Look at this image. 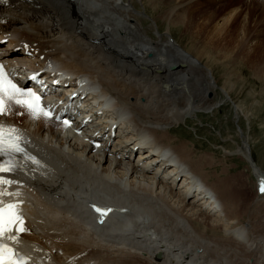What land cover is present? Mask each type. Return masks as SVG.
<instances>
[{"label": "bare ground", "instance_id": "1", "mask_svg": "<svg viewBox=\"0 0 264 264\" xmlns=\"http://www.w3.org/2000/svg\"><path fill=\"white\" fill-rule=\"evenodd\" d=\"M225 1L0 0V40L15 36L0 42V62L37 71L35 59L25 56L31 53L41 64L37 58L44 55L74 77L70 91L86 76L93 92L82 103L90 111L104 109L89 121H84L89 115L72 116L80 130L75 134L66 129V117L54 121L51 107L45 119L5 100L0 125L16 129L24 152L37 161L17 154L13 169L0 174L13 181L0 185L7 193L0 200L15 198L26 216L23 233L8 239L25 264H264V200L253 199L251 213L239 215L234 199L244 186L209 174L212 164L193 158L192 147L172 134L183 118L215 110L208 99L215 88L232 105L234 119L243 115L231 98L234 84L219 86L212 69L171 34L173 28L194 29L196 38L203 32V40L218 48L241 15L224 56L240 58L256 44L263 49L264 0H255L254 8L241 0L245 8L223 14L225 4L219 3ZM137 5L141 15L150 17L146 9L157 15L154 38L143 28ZM209 45L206 57L216 69L217 53ZM249 66L255 73L262 68ZM5 73L30 90L20 85V73L12 70L14 79ZM54 99L65 103L64 95ZM232 154L249 163L257 195L264 197L259 190L264 174L245 139ZM7 159L0 157V163ZM91 205L109 211L100 223Z\"/></svg>", "mask_w": 264, "mask_h": 264}, {"label": "rangeland", "instance_id": "2", "mask_svg": "<svg viewBox=\"0 0 264 264\" xmlns=\"http://www.w3.org/2000/svg\"><path fill=\"white\" fill-rule=\"evenodd\" d=\"M248 1L249 3H252L251 8H254L255 0H252L253 2H251V0ZM240 3L242 5L241 0H226L219 4H225V13L223 11V14H226V12L231 9L236 10L238 8H245L241 6ZM136 10L138 11V15H140L145 22L143 28L148 27L149 29L147 35L150 38H154V35L156 36V30L154 31L155 27L152 19L156 18L157 15L154 16L151 14V9H146L147 14L150 15V17L147 15H141V13L144 14V11L138 5ZM235 18L236 20L228 29L231 30V33L228 31V34L226 35L227 39L230 40V43L226 39V43L224 41L221 43L223 45H217L219 49L223 47V51L218 50V48L215 47L216 44L214 46L207 44L202 38L204 34L203 32L202 36L200 34L198 35L199 39L198 36L196 38V36L192 34V30L194 29L189 30L186 33L183 30L173 28L171 29V34L179 46L183 47L193 56L199 59L201 58L200 61L212 69L219 86L227 87V83L230 81V84H234L235 91L231 95V98L232 101L240 105L243 115H240L237 120L234 119L232 105L229 101L225 100V96L220 90L215 88L214 94L208 95V99L211 100L212 105H216V107H214L215 110L211 109L206 113L205 111L202 114L198 113V115H195L192 118H183L182 121H179V123L174 125V133L172 134L175 137H178L177 140L181 139L180 141H182V143L185 141L187 146H190H188L189 148L192 147V151L195 152L191 154L193 158L196 156L198 159L202 158V162H206L207 164L208 161V163L212 164L210 168H207L209 174H216L218 178L221 177V182L223 184L233 185L237 183L238 185H242V187L244 186V194L240 195L237 199H234V201L238 207L237 209L240 210H237L238 214L245 217V215H248L253 210L251 201L255 198L264 200V197H259L257 195V178L253 174V169H251L249 163L245 160L243 155L232 154V151L234 153V151L242 145V140L245 139L249 147L250 157L255 166L258 167L259 171L264 174V48L260 50L261 45L256 44L252 49L250 48V54L247 53V50H244L243 56L235 58L236 60L233 56H224L223 52L226 53L231 51L230 46L227 47V45H231V47L233 46V41L230 38L233 39L234 30L237 29V24L242 19L241 15ZM251 20L248 22L250 23ZM158 25L161 27V31L164 32L167 25L162 21H158ZM208 45L211 49L216 51L215 53H217V62L215 64L216 69L211 67V62L208 60V57H206L208 55L207 51L210 52ZM262 46L264 47V44ZM249 64L261 65L262 68H259V70L262 72L257 71L259 73H255L253 71L255 69L253 67L251 68ZM227 80L228 82H225ZM238 132L243 133V136L239 138ZM176 143H178V141ZM262 200L260 201L263 202ZM204 232L208 235L212 234V232L209 233V230H205Z\"/></svg>", "mask_w": 264, "mask_h": 264}, {"label": "snow or ice", "instance_id": "3", "mask_svg": "<svg viewBox=\"0 0 264 264\" xmlns=\"http://www.w3.org/2000/svg\"><path fill=\"white\" fill-rule=\"evenodd\" d=\"M35 79V77H33ZM5 100L14 102L21 108L26 109L30 115L36 117L43 115L45 119L50 118L49 112L40 105V97L30 90L21 89L12 79L5 73L3 66L0 65V115L5 112ZM65 125L68 124L64 121ZM21 155L27 160H31L33 163H37L34 158L27 156L21 147V137L14 128H5L0 125V157H7L8 159L4 163H0V174L9 172L13 169L12 158L15 155ZM13 181L5 180L0 177V185L11 184ZM259 190L264 192V180L260 182ZM7 193L0 191V196ZM17 205L8 204L4 205L0 201V240L4 237L6 232H11L12 226L16 225L17 222L22 224L21 218L16 215L15 209ZM95 211L101 216L106 215L108 210L96 208ZM22 227H16V232H22ZM9 239L14 237L9 236ZM11 253V255H10ZM15 253L11 251L5 244L0 242V264H25L22 260H13L12 256Z\"/></svg>", "mask_w": 264, "mask_h": 264}]
</instances>
